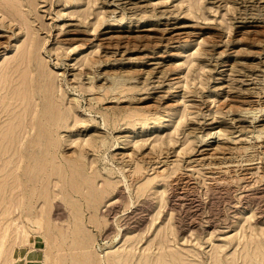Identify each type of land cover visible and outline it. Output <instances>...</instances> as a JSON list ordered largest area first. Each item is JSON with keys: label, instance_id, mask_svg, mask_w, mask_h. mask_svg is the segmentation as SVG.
<instances>
[{"label": "rangeland", "instance_id": "obj_1", "mask_svg": "<svg viewBox=\"0 0 264 264\" xmlns=\"http://www.w3.org/2000/svg\"><path fill=\"white\" fill-rule=\"evenodd\" d=\"M0 86V234L23 103L59 104L88 195L2 264H264V0H0Z\"/></svg>", "mask_w": 264, "mask_h": 264}, {"label": "bare ground", "instance_id": "obj_2", "mask_svg": "<svg viewBox=\"0 0 264 264\" xmlns=\"http://www.w3.org/2000/svg\"><path fill=\"white\" fill-rule=\"evenodd\" d=\"M114 12H116V11H114ZM109 37L107 36L106 39H108V38L111 39V36H109ZM113 44H114V42H113ZM115 44H117V42ZM112 47H113V45H112ZM26 62H27V60H26ZM26 65H27V63H26ZM24 69L25 68H23V72H24ZM21 71H19V73ZM19 75H21V74H19ZM22 76H23V74H22ZM0 88H1V86H0ZM47 99H48V101L46 102V105L43 106L42 108H40L39 111L36 110V105L30 107V109H29L23 103V109L24 110H23V114H21V119H20V124L22 127L20 132H22V135L21 136L19 135L20 137L17 140V146L18 147H17V152L15 154V159H14V163H15L14 164V168H15L14 171L16 172L17 169L19 170V173L17 174V178L19 179V182H20L21 194H20L19 200H8V202H7V204L9 205V208H7V214H8V218L6 219L7 223H4V225L1 226L2 227V233L0 234V264L3 263V259H2L3 256L2 255L4 253L3 246H4L5 236H7V237L9 236L11 242L14 239V236H15L14 233L15 232L23 233V234L26 233L28 237L30 236V233H28L29 230L25 227L24 224H22V220H23L22 217H28L29 220H31V221L34 220L35 221L34 223H36V225H38L37 226L38 231L43 230L44 225H42L40 217H39L41 215L40 214L41 210H39L37 208L40 205L37 204V206H36V203H40L43 200L44 201L45 200H47V201L53 200L56 197V193H55L56 188L58 189L59 192H61V194L63 196L66 193L67 196L69 198H71V195L76 194L78 197V200L79 199L88 200L87 192L82 187L84 184V179L80 178V180H79L77 178V176L79 174V169L77 166V158L78 157H76V159L72 158L71 153L70 154L68 153V152H70L69 149L65 150V148H64L63 151L65 150L66 152L65 153L62 152V156H64V157L60 158L59 153H57V149H55V148L60 147L62 145L61 142L59 143L53 138V135L55 134L56 130L62 124L61 123L62 122V116H58V115H60V110L58 108L59 104H57L56 101L53 100L52 95H49V98H47ZM53 109H54V113L52 112ZM34 113H36V114H34ZM10 124H12V123H10ZM18 124H19V122H18ZM15 125H16V123L13 122V126H15ZM8 126L6 127V130H7ZM0 138L1 139L6 138L5 134H3V137H0ZM15 139H16V137H15ZM3 154L4 153L2 151L0 153V161L2 159ZM151 156L152 155H150V157ZM125 177H127V176H125ZM147 182H149V181H147ZM150 183H152V182H150ZM0 200H4V197L0 196ZM130 202H132V201H130ZM83 203H84V201H83ZM90 203H89V205H90ZM92 203H94V202H92ZM19 206L21 207V210L18 209ZM95 206H96V204H95ZM1 207H3V206L1 205ZM97 213H98V211H97ZM74 216H76V214ZM71 217H72V215H70V219H71ZM15 244H14V246H15ZM14 246L11 248V251L9 252V259L10 260H8V262L5 264H14L16 262L17 258H20L17 255V253H15L14 249L17 247L14 248ZM60 247H61V245H60ZM99 248L101 251L102 247L100 246ZM108 253H109V251L103 252L102 254L100 252V260L99 261L101 264H113V262L111 260L106 259V256L108 255ZM143 257H144L143 262L145 264L153 263L152 261H150L147 258L148 256L144 255ZM119 259H120L121 263L125 261L124 257L120 256V255L118 256V261H119ZM116 260H117V258H116ZM155 264H156V262H155Z\"/></svg>", "mask_w": 264, "mask_h": 264}]
</instances>
